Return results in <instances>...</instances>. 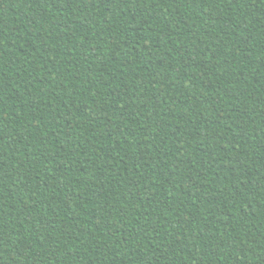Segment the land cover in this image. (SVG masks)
I'll list each match as a JSON object with an SVG mask.
<instances>
[{
	"label": "trees",
	"instance_id": "1",
	"mask_svg": "<svg viewBox=\"0 0 264 264\" xmlns=\"http://www.w3.org/2000/svg\"><path fill=\"white\" fill-rule=\"evenodd\" d=\"M0 264H264V0H0Z\"/></svg>",
	"mask_w": 264,
	"mask_h": 264
}]
</instances>
